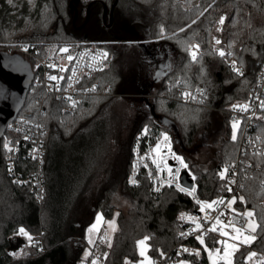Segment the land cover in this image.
<instances>
[{"label": "trees", "instance_id": "obj_1", "mask_svg": "<svg viewBox=\"0 0 264 264\" xmlns=\"http://www.w3.org/2000/svg\"><path fill=\"white\" fill-rule=\"evenodd\" d=\"M71 1L0 0V41H28L42 56L50 57L56 49L73 52L82 41H90L110 55L107 68L89 80L100 86V92L81 98L73 115L65 113L64 104L48 96L42 86L31 84L18 118L35 119L40 109L46 111L47 198L43 205L29 188L7 174L4 141L8 130L0 138V264H81L90 245L86 230L99 212L105 221L117 225L110 244L100 246L104 264L139 263L138 242L145 238L148 255L159 259L178 241L179 213L193 212L197 206L173 188L154 194L147 180L139 187L127 186L133 137L145 125L170 130L161 119L171 121L177 127V148L197 174L199 196L217 197L220 170L237 157L239 142L231 137L228 117L211 108L228 109L252 93L264 62V0H80L75 6L76 19L70 11ZM221 14L226 15L221 37L246 68L244 75L232 72L225 58L209 46L213 24ZM194 42L204 52L191 62L188 49ZM29 61L36 78L34 62ZM163 66L165 75L157 83L154 79ZM182 88L203 89L206 106L182 103L178 99ZM129 95L145 97L149 103L136 106L127 123L119 127L102 125L101 111L107 102ZM87 133H91L89 140L79 151L84 155L99 151L98 160L112 161L113 171L99 183L92 178L74 193L75 188L62 183L68 175L69 152L63 150L55 158V150L69 147ZM208 134L214 136L213 141H208ZM258 134L264 137V110L258 119ZM248 160L252 165L242 194L257 229L251 247L239 252L232 264H242L250 251L264 255V157L249 156ZM121 195L128 199V206L116 204ZM21 227L40 236L45 249L35 247L30 257L14 260L8 251L10 235ZM191 263L211 264L209 251Z\"/></svg>", "mask_w": 264, "mask_h": 264}, {"label": "built area", "instance_id": "obj_2", "mask_svg": "<svg viewBox=\"0 0 264 264\" xmlns=\"http://www.w3.org/2000/svg\"><path fill=\"white\" fill-rule=\"evenodd\" d=\"M221 18L224 19L223 24L220 23ZM225 22V14L216 19L210 33L209 46L218 53H225L223 57L232 72L244 75L247 73L246 68L238 63L221 37ZM216 40L220 43L217 44ZM192 45H199L195 60L191 56ZM78 46L73 52L64 48L67 51H58L54 57L42 56L40 50L31 42L13 43L9 46V49L15 51L10 50V53H18L34 62V71L38 74L33 80L34 85L42 86L48 96L63 103V111L70 115L75 113L81 98L95 96L100 92V86L91 84L89 80L104 71L110 60L109 53L97 43L82 41ZM191 46L188 49V58L191 62H196L204 51L198 42L192 43ZM53 76L57 79H50ZM178 99L187 105L206 106L207 96L200 88H182L178 92ZM244 106H247L246 110ZM211 109L227 116L230 124H239L238 155L220 170L221 185L215 199L206 200L199 196L197 174L179 152L174 133L162 126L145 125L133 137L130 169L126 177L127 186L139 187L143 180H147L154 194L159 195L164 189L173 188L187 195L197 206L193 212L185 210L179 213L178 221L182 229L178 234L177 243L153 264H177L181 259L200 260L204 250L213 256L214 264L227 263L223 258L225 251L230 254L228 259L233 263L239 252L251 246L249 242H242L249 217L243 215L248 208L244 199L241 201L240 198H243L244 183L252 165L248 157H264V137L258 134V119L264 110V62L247 99L236 101L228 109ZM45 114L46 111L40 109L39 116L35 119L29 116L17 117L8 125L10 135L4 141L7 151V174L18 185L29 188L39 205H43L47 198L45 168L48 149ZM184 173L193 182L192 188L182 184ZM201 208L204 210L201 211ZM250 219L255 220V216ZM234 227L241 229L239 239L235 238L237 233ZM33 245L35 246V243ZM38 245L42 250L45 249L42 239ZM258 256L256 262L260 264L264 261V255L258 253ZM104 261L105 255L97 247L90 248L86 264H104Z\"/></svg>", "mask_w": 264, "mask_h": 264}, {"label": "rangeland", "instance_id": "obj_3", "mask_svg": "<svg viewBox=\"0 0 264 264\" xmlns=\"http://www.w3.org/2000/svg\"><path fill=\"white\" fill-rule=\"evenodd\" d=\"M13 43H22V42H20L19 40L15 41L14 39L9 40V41H0V51L7 52V54L9 55H20L18 53H10L11 49H9L10 48L9 46L12 45ZM61 50H64V48H61L60 50L56 49L52 51V53H54V56H55L56 53L58 51H59L58 53H60ZM11 51L15 52L14 50H11ZM20 56L23 58L25 62H27L31 66L30 61L27 58H25L22 55ZM158 78H159V74H157L155 78L157 83L159 82ZM146 103H149V99L145 97L138 98V97L129 95V96H126L125 98H122L120 96H116L112 98L111 100H109L107 104L104 106V108L102 109L101 117H102L103 123L101 124L107 127H111V128L119 127L122 124L127 123L132 112L135 111L136 106L138 105L140 106L141 104H146ZM233 124L234 123L231 124V137L233 136V132H234ZM235 124H236L235 135H236V140H237L239 136V124L238 123H235ZM97 126L98 124L94 125L93 128L95 129L91 128V131H95ZM88 134L89 133L85 135H80L75 141L72 142V144L69 145V147H61L55 150V158L60 157L59 153L63 152V150L69 152L67 156V163H66V168H65V170H67V172L65 173H68V175L66 176L64 180H62V183H65V185L67 184L71 185L73 188H75L76 191L74 193H78V191L83 187V184H85L87 181L91 180L92 178L95 179L97 183H99L101 181L100 179L104 178L106 173L107 174L109 173V175H111L113 171L112 161L111 163L109 161H105L103 163V161L98 160L97 153L99 151L92 150V152H89L91 154H88V155H84L79 151L80 145L83 144V142H87L89 140ZM207 138H208V141L214 140L213 135L208 134ZM91 170H94V172L91 173ZM99 170L101 171V175H99V178H98L96 176V173H99ZM106 179H108V177ZM116 204L121 205V206H128L129 201L126 198V196L121 195L118 201L116 202ZM249 211L251 210L248 209L246 210L245 213ZM250 218L251 217H249V220L247 221L245 225V229L247 228V224L249 223V221H251L252 223L256 225L255 231L253 232L251 231V229H247L245 236L255 237V232L257 229V222H256V219L252 220ZM102 219H103V215L100 212L96 216L95 222L93 226H91V229L88 228L86 230V240H89L88 233L91 230L92 241L90 242V245L86 247L83 253L81 264H86V258L88 256L90 248L94 246L100 249V246L109 245L110 241L112 240V237L116 231L117 225L114 221H105ZM20 229H24V232H26L27 235L20 233ZM29 237H31V239H29ZM41 239L42 238L40 236L31 235L25 228L21 227L19 228L18 232L10 235L11 247L9 248L8 251L14 260L28 258L34 252V248L39 247L38 244L41 242ZM254 240H251V239L249 240V243H251L250 245H252ZM33 243H35V246L33 245ZM144 245L148 247L147 243H145ZM40 248L41 246L39 247V249ZM251 252H256V251H250L249 253ZM256 253H257V256L254 257L251 261H249L250 264L259 263V262H256L257 258H259L258 252ZM142 259L143 257H141V261ZM211 259H212L211 261H213V256L211 257ZM180 261L184 264L189 263V261L181 259L177 262V264H180Z\"/></svg>", "mask_w": 264, "mask_h": 264}, {"label": "water", "instance_id": "obj_4", "mask_svg": "<svg viewBox=\"0 0 264 264\" xmlns=\"http://www.w3.org/2000/svg\"><path fill=\"white\" fill-rule=\"evenodd\" d=\"M79 2L80 0H72L69 4L70 11L75 13V19L77 18L75 6ZM165 69L166 66H163L158 71L159 81L165 75ZM33 79L31 66L20 55H9L7 52L0 51V138L5 135L8 125L17 119L23 109ZM161 122L177 134V127L171 121L161 119ZM181 180L184 186L192 188L193 182L188 179L186 173Z\"/></svg>", "mask_w": 264, "mask_h": 264}, {"label": "snow or ice", "instance_id": "obj_5", "mask_svg": "<svg viewBox=\"0 0 264 264\" xmlns=\"http://www.w3.org/2000/svg\"><path fill=\"white\" fill-rule=\"evenodd\" d=\"M223 22H224V19L221 18L220 23L223 24ZM216 43L219 44L220 41H219V40H216ZM191 47H192V49H193V50L191 51V56H192L193 60H195V59H196V52H197L198 49H199V45H192ZM63 51H67V49H64ZM219 54H220L221 56H223L225 53H224L223 51H220ZM69 59H71V57H69ZM50 79L55 80V79H57V78L53 76V77H50ZM186 95H188V94L186 93ZM69 99H70V98H69ZM244 108H245V110H246L247 106H244ZM235 128H236V124L234 123V124H233L234 132H233V136H232V139H233V140L236 139ZM165 139H167V137H165ZM177 159H179V158H177ZM225 171H226V169H225ZM169 172L171 173V169H169ZM221 175H222V178H223V173H221ZM230 190H231V189H229V191H230ZM240 199H241V201H243V198H240ZM233 202H234V200H233ZM213 203H215V202H213ZM209 208H211V204H209ZM203 210H204V209L201 208V211H203ZM243 215H246L247 217H252V216H253V213H252L251 211H249V212H247L246 214H243ZM217 223H219V220H218V219H217ZM255 227H256V225H255L254 223H252L251 221H249V223L247 224V228H246L245 230H247V229H251V231L254 232V231H255ZM234 231L237 233V236H236L235 238H236V239H239V234L241 233V229H240V228H235V227H234ZM20 233H22V234H24V235H27V233L24 232V229H20ZM223 234H224V235H227V233H223ZM29 239H31V237H29ZM250 239H251V240H254L255 237L245 236V237L243 238V241H242V242H243V243H248ZM146 240H147V238H145V240L139 241V242H138V245L143 246V245L146 243ZM201 243L203 244V239H201ZM230 247H233V246L230 245ZM217 254H219V250H217ZM229 255H230V254H229L227 251H225L223 258L227 260V264H232V261H231L230 259H228ZM256 256H257V253H256V252H251V253H249L248 256L245 257L244 260L242 261V264H247L248 261H251V260H252L254 257H256ZM260 264H264V261H261Z\"/></svg>", "mask_w": 264, "mask_h": 264}, {"label": "crops", "instance_id": "obj_6", "mask_svg": "<svg viewBox=\"0 0 264 264\" xmlns=\"http://www.w3.org/2000/svg\"><path fill=\"white\" fill-rule=\"evenodd\" d=\"M102 220H104V217H103ZM91 226H93V225H91ZM91 226L89 227L90 229H91ZM88 235H89V240H86V242H88L90 244V242L92 241L91 230L89 231ZM139 252H140L141 257H143V259H142V261L140 260L141 262L139 261V263H137V264H153L155 262V260L148 255V247H146L145 245L139 246ZM184 260H187V261H189L190 264H192L190 259H184ZM211 260L212 259H211V256H210V262L214 264V262L211 261ZM180 264H184V263H182L180 261Z\"/></svg>", "mask_w": 264, "mask_h": 264}]
</instances>
